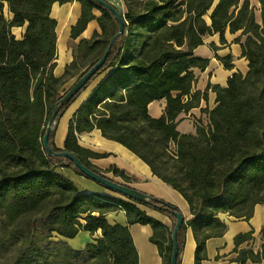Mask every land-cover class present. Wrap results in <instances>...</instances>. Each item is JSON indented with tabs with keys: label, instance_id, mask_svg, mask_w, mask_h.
<instances>
[{
	"label": "trees",
	"instance_id": "1",
	"mask_svg": "<svg viewBox=\"0 0 264 264\" xmlns=\"http://www.w3.org/2000/svg\"><path fill=\"white\" fill-rule=\"evenodd\" d=\"M69 1L0 0V255H10L5 264H72L78 258L85 264H138L128 227L110 224L105 217L110 211L123 210L128 224L151 227L149 240L156 245L162 264H169L175 222L172 211L181 212L177 206L140 190L143 199L79 192L56 171L59 166L67 167L84 176L74 162L46 152L42 145L45 130L41 126L56 104L58 119L81 92L60 105L66 91L60 94L59 89L77 65L75 55L61 76L53 73L56 20L50 17V7L54 2ZM77 1L81 13L71 26L72 37L94 18L93 8L101 12L97 18L101 33L81 40L77 48L83 56L99 53L78 78L103 54L117 30V21L95 0ZM3 2L12 14L9 21L2 15ZM123 3L124 31L85 87L105 74L69 120L64 148L54 145L55 127L50 129L49 145L55 152H72L99 174L112 172L125 182H130L131 176L116 165L104 170L93 165L90 158L108 154L81 147L77 134L96 128L103 137L133 152L187 202L191 217L176 233V264H180L187 228L196 243L194 264H200L206 258V240L226 230L220 214L248 220L254 205L264 202V0H257L260 23L250 0ZM25 22L22 37L15 38L10 28ZM226 29L245 35L242 54L248 60V70L233 73L224 87L207 85L206 91L211 88L216 93V105L208 111L209 125H197L192 134L180 133L176 117L194 107L195 99L206 98V91L190 92L195 80L192 69H204L208 64L207 58L194 56L193 50L208 34L218 32L224 42ZM218 59L230 67L228 58ZM162 98L164 112L150 116L148 104ZM171 142L174 149H170ZM137 204L164 213L173 221L172 227L168 229ZM97 230L100 237L81 250L62 239L79 231L94 234ZM260 233L264 236V223ZM54 234L59 238L53 239ZM252 234L249 230L234 237L239 264L264 259V239L256 252L237 248L252 240Z\"/></svg>",
	"mask_w": 264,
	"mask_h": 264
},
{
	"label": "crops",
	"instance_id": "2",
	"mask_svg": "<svg viewBox=\"0 0 264 264\" xmlns=\"http://www.w3.org/2000/svg\"><path fill=\"white\" fill-rule=\"evenodd\" d=\"M114 5L119 11L124 8L123 0H106ZM81 13V5L77 0L65 3H52L50 7V17L56 20V59L53 73L55 76H61L64 68L74 58L78 45L81 40H88L94 32L101 33V28L97 18L101 12L93 8L91 13L94 18L90 19L85 28L76 37L70 34L71 26L76 23ZM3 17L9 21L12 18L6 2H3ZM11 33L15 38L22 37L25 26H12ZM224 42L220 39V34L212 33L204 36L203 44L193 50L194 56L208 59V64L204 69L193 68L194 82L191 87V93L195 91H206L207 85L226 86L228 78L233 73H246L248 70V60L242 54L245 35L240 36V31L229 32L226 29L223 33ZM213 46V47H212ZM218 58H228L230 67H225ZM105 74L102 73L95 77L72 101L65 112L58 120V125L54 133L53 142L56 148H64V139L67 131L68 122L73 113L78 109L81 103L88 97L93 88L99 83ZM216 93L207 89L206 98L196 99V105L187 112H181L176 120V129L180 133H195L196 126H208L209 114L216 105ZM165 108V99H154L147 106L148 114L152 117H159ZM77 142L81 147L87 148L98 153H107L108 156L102 158H90L89 161L100 169H105L110 165H116L123 169L127 175L132 176L133 180L127 182L131 187L163 199L177 206L184 216V220L191 217L189 207L184 198L169 185L164 183L158 177L152 174L149 166L138 156L128 150L120 143L103 137L99 129H92L89 132L77 134ZM56 171L71 180L79 192H98L102 191V186L75 173L67 167H57ZM104 188V187H103ZM105 194V193H104ZM137 206L146 212V214L161 221L168 229L171 228L172 220L160 211L147 207L142 204ZM106 219L110 224H120L127 226L132 236L133 243L138 252V264H162L155 244L150 242L149 237L152 229L148 224L133 223L128 224L123 210H115L106 213ZM220 218L226 223V230L221 236L210 237L205 242L206 258L200 261V264H239L236 260L237 252L234 251V237L239 233L253 230V239L241 243L237 248H251L254 252L260 250V245L264 236L260 233L264 223V202L254 205L252 216L248 220L235 218L226 213L220 214ZM100 236V230L90 234L88 231H79L72 238H62L72 248L82 249L86 243L92 242ZM195 240L190 228L186 229L185 241L180 258V264H194ZM242 264H264V259L260 262L245 261Z\"/></svg>",
	"mask_w": 264,
	"mask_h": 264
},
{
	"label": "water",
	"instance_id": "3",
	"mask_svg": "<svg viewBox=\"0 0 264 264\" xmlns=\"http://www.w3.org/2000/svg\"><path fill=\"white\" fill-rule=\"evenodd\" d=\"M97 3L105 7L107 10H109L114 18L117 21V30L116 32L111 36L108 45L103 52V54L97 59V61L90 66L81 76H79L73 84L66 90V92L62 95V97L59 100L60 105L65 103L66 101H69L75 94H77L79 91H81L87 82L90 80L92 76L95 75V73L103 66L105 63L111 49L113 46V43L115 39L123 33L124 31V15L122 12H120L114 5L109 3L106 0H95ZM58 112V104H56L55 108L52 111V114L50 115L48 119L47 126L45 128V132L42 137V145L45 149L46 152L54 155H59L62 156L63 158L69 159L72 162H74L75 166L80 170V172L88 179L93 180L97 184L101 185L102 187L109 189L113 192H116L122 196H128L132 198H137V199H143L144 195L137 189L124 184L117 182L115 180H112L103 174H99L87 166H85L80 159L74 155L72 152L67 151V150H62V151H53L52 148L49 145V134H50V129L53 121L56 118ZM172 214L175 218V222L172 228V234H171V239H172V251H171V256H170V263L169 264H176L177 262V253H178V248H177V241H176V233L177 230L181 227L183 221H184V216L182 212L178 211H172Z\"/></svg>",
	"mask_w": 264,
	"mask_h": 264
},
{
	"label": "rangeland",
	"instance_id": "4",
	"mask_svg": "<svg viewBox=\"0 0 264 264\" xmlns=\"http://www.w3.org/2000/svg\"><path fill=\"white\" fill-rule=\"evenodd\" d=\"M250 5L254 8L255 20L256 21L259 20V18L257 16V11L259 10L260 6L258 5L257 0H250ZM120 12L125 13V8H122L120 10ZM259 12H260V10H259ZM258 23H260V22H258ZM24 26H26V22H25ZM108 28H109V32H110L111 31V25ZM98 53H99V51H97L95 53H92V54H90L88 56H83L82 54H78V52L75 53V56L77 58V65L75 67L71 68V70H70V74L71 75L65 80V82L63 83V85L59 89L60 94H63L73 84V82L75 81V79L77 78V76L79 75V73L82 72L85 69V66ZM195 101H196V99H195ZM59 118L58 119H55L53 121L52 125H51V129L55 127L54 133L56 131V127L58 125ZM47 123H48V120L46 121V123L44 122V124L41 126L42 128L44 127V130H45L46 126H47ZM170 149H174V144L172 142L170 143ZM102 170H104V169H102ZM101 173L104 176L109 177V178H111V179H113V180H115L117 182L127 184V182L123 181L120 177L114 176L112 172H103V171H101ZM131 178H132L131 179V181H132L133 180V177L131 176ZM101 188H102V191L106 195H111V196H115V197H119V198L125 199L124 196H122V195H120V194H118L116 192H113V191H111L109 189H106V188H103V187H101ZM104 193H102V194H104ZM93 214L97 215V212H94ZM79 219H80L81 222H84V220H83L82 217H80ZM172 225H173V221H172ZM172 225H171V227H172ZM58 238L59 237L56 234H54L53 239H58ZM93 241H95V239H93ZM84 247L82 249H84ZM10 254L12 256V252H10ZM4 255H5V258H2L3 256L0 255V264H5L4 261H6V260H8V259L11 258L10 255L7 256L5 253H4ZM79 257H81V256H79ZM72 264H85V263H84V260L82 258H78V261L77 262H73Z\"/></svg>",
	"mask_w": 264,
	"mask_h": 264
}]
</instances>
